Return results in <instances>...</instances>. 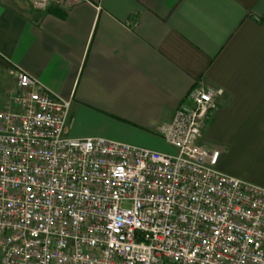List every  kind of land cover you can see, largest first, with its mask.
I'll list each match as a JSON object with an SVG mask.
<instances>
[{
    "label": "built area",
    "instance_id": "2783aa9c",
    "mask_svg": "<svg viewBox=\"0 0 264 264\" xmlns=\"http://www.w3.org/2000/svg\"><path fill=\"white\" fill-rule=\"evenodd\" d=\"M15 76V108L0 110V264H264V187L201 143L221 88L196 82L160 127L172 154L66 137L70 101Z\"/></svg>",
    "mask_w": 264,
    "mask_h": 264
},
{
    "label": "crops",
    "instance_id": "0c3cea01",
    "mask_svg": "<svg viewBox=\"0 0 264 264\" xmlns=\"http://www.w3.org/2000/svg\"><path fill=\"white\" fill-rule=\"evenodd\" d=\"M17 70L70 101L66 137L157 150L196 82L221 88L201 143L264 187V0H0V110L15 108Z\"/></svg>",
    "mask_w": 264,
    "mask_h": 264
},
{
    "label": "rangeland",
    "instance_id": "374dc122",
    "mask_svg": "<svg viewBox=\"0 0 264 264\" xmlns=\"http://www.w3.org/2000/svg\"><path fill=\"white\" fill-rule=\"evenodd\" d=\"M166 142V141H165ZM134 145V144H133ZM137 146H140V145H137ZM167 148L163 149V150H158V151H162V152H167V153H176V149L174 147H172L171 145L169 144H166ZM141 147H145V148H149V149H153L152 147H149V146H141ZM153 150H157V149H153Z\"/></svg>",
    "mask_w": 264,
    "mask_h": 264
}]
</instances>
